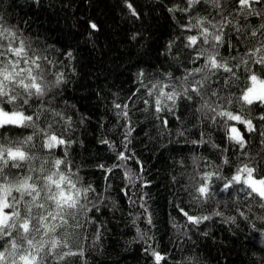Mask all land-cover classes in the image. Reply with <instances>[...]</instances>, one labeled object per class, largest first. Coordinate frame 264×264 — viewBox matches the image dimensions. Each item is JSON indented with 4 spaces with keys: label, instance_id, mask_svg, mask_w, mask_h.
<instances>
[{
    "label": "trees",
    "instance_id": "trees-1",
    "mask_svg": "<svg viewBox=\"0 0 264 264\" xmlns=\"http://www.w3.org/2000/svg\"><path fill=\"white\" fill-rule=\"evenodd\" d=\"M252 9L251 15L241 11L238 0L215 5L200 0L192 6L188 0H0V26L52 62L41 64L47 94L33 97L25 113H39L36 127L4 131V139L14 143L33 136L25 145L31 159L18 169L5 168L0 185L12 188L11 202L20 198L15 189L27 176L42 186L38 178L64 174L81 191L90 189L80 198L84 207L65 217L70 226H78L46 235L37 225L39 233L28 235L36 247L13 231L21 247L6 264L13 259L22 264L19 256L37 255L41 243L43 264H157L154 252L164 257L159 264H264V199L247 195L250 189L240 191L241 185L224 190L243 164L264 169V121L259 120L264 105L244 106L245 118L255 126L251 132L203 107L208 101L217 111L239 112L238 98L249 84L245 67L259 75L252 61L264 52L252 53L264 36L252 32L264 25V2L253 3ZM199 21L210 33L222 35L218 48L211 47V40L188 47L187 38L201 31L192 27ZM204 50L227 63L232 73L205 68L206 55L195 59ZM197 68L203 71L188 76ZM61 74L63 82L53 86ZM157 82L175 85L178 92L188 87L192 99L181 96L175 106L162 101L167 107L156 112V95L149 96L145 86ZM194 85L199 95L191 92ZM125 104L127 118L118 114ZM231 125L244 135L243 149L228 138ZM41 129L66 143L49 149ZM120 153L129 159L121 161ZM208 173L217 175L206 181ZM204 183L210 186L209 197L194 200ZM39 203H45L43 198ZM181 209L209 219L192 224ZM48 211H56L51 202L45 209L33 207L34 216ZM65 232L72 233L67 246ZM52 240L60 241L55 249ZM0 244V251H12L8 238ZM69 251L76 255L60 259Z\"/></svg>",
    "mask_w": 264,
    "mask_h": 264
},
{
    "label": "snow or ice",
    "instance_id": "snow-or-ice-1",
    "mask_svg": "<svg viewBox=\"0 0 264 264\" xmlns=\"http://www.w3.org/2000/svg\"><path fill=\"white\" fill-rule=\"evenodd\" d=\"M199 2L200 0H188L189 6ZM212 2L215 5L217 0H212ZM257 2H264V0H238L241 11L250 10L246 13L248 15L255 12V10L252 9V4ZM128 6L131 8L130 4ZM132 11L133 15H137L134 9ZM169 11H173V9H169ZM256 14L259 15L260 13ZM202 23V21H199L197 25H192V27H201V31L199 35H192L187 38L189 42L188 47H195L198 40L203 44H209L211 40L213 42L211 47L213 49L218 48L222 43V35L210 33L207 27H202ZM90 26L93 29L97 27L94 23ZM212 27H223V25H212ZM257 31L264 36V25H261L260 29L253 31L252 35L255 36ZM262 52H264V41H261V47L255 49L252 55ZM68 55L70 56L71 54L69 53ZM205 55L206 50L200 51L195 59L199 60L201 56ZM42 63L50 64L52 62L48 60L46 56H43L40 52L33 49L31 43L20 38L15 31L0 26V130H3L0 131V179H4V170L9 165L12 168L18 169L21 167L20 162L31 159L28 152L25 150V145H28L33 140V136L30 135L26 139L14 143L4 139V131L13 128L27 129L36 127L34 117L38 118L39 113L37 112L30 115H26L25 113L31 109L32 105L30 101L33 97H43L49 90L48 84L44 81V70L41 67ZM252 63L259 66V75L256 71L245 67V70L250 73L247 78L249 84L238 98V103L241 106L239 112L234 114L232 111L223 109L217 111L208 101H205L203 105L207 110L215 112L216 116L226 118L227 121H235L245 126L248 132L254 131L255 126L251 118H245L243 114L244 106L264 105V55L259 56V58L253 60ZM241 64L247 66L248 60L242 58ZM204 67L209 70L223 69L225 72L232 73V68L228 67L227 63H219L216 55L212 53H207ZM201 71H203V69L197 68L193 72H189L188 76H193L195 73ZM142 75L143 73H141V76ZM233 75L235 74L233 73ZM169 76H171V74H169ZM184 80L187 82V76ZM62 82L63 77L61 74L57 76L53 86H58ZM196 84L200 85L202 81H197ZM145 87L147 88L149 96L156 95V112H161L167 107V104L162 103V101H171L173 106H175L176 100L181 96L192 99V96L189 95L188 87H182V91L180 92L175 90V85H161L159 82L152 84L151 87ZM170 87L172 91H165V89ZM190 90L197 95L200 93V88L195 85L192 86ZM145 103H147V101H145ZM229 103H231V101H229ZM115 108L121 109L122 106L116 104ZM127 108V104L123 105V110L118 114L127 118ZM56 115L59 114L57 113ZM213 118L215 119V117ZM259 120L264 121V115H261ZM163 123L166 125L167 121L165 120ZM49 127L51 126L49 125ZM228 131V138L243 149L245 147V140L239 128L235 125H231ZM40 132L48 136L47 147L49 149L66 143L54 133H44L43 129H41ZM118 159L123 161L129 158L125 157L123 153H120ZM55 163L56 165H60L62 161L56 160ZM227 163L228 160L225 159L224 164ZM262 172H264V169H257L249 167L248 164H243L241 167L237 168L235 174L224 183V190L229 189L233 185H241L240 191L244 192L246 189H250L247 195L251 196L254 193L261 199H264V175H261ZM56 175V173H53L52 175L38 178L42 186H37L32 176L25 177L15 189L21 194L20 198L17 199L16 197H12L13 202L11 203L8 198L11 196L12 188L7 184L0 185V193H2V195H0V241H4L5 238H8L12 249L11 252L7 249L0 251V264H6L8 257L13 256L15 251L21 247V245L17 244L16 239H12L13 231L16 232L17 237L22 242L26 240L30 247H36L33 244V239H28V235L33 232L39 233L40 227L47 230L45 233L47 235L48 232H55L57 228H74L78 226H70L65 217L72 218L74 215L71 211L72 209L84 207L80 204V198L82 195L86 198L90 189L85 188L81 191L76 187V183L68 176L59 174L57 179L54 178ZM212 175L217 174L208 173L205 175L204 179L206 181L210 180ZM257 175H260L259 179L256 178ZM217 178L220 179L222 177L217 176ZM30 181L32 182L30 183ZM53 186L55 190H53ZM195 191L198 195L193 197L194 200H200L202 198L207 199L210 195V186L208 183H204L197 187ZM25 195L31 197V200L24 201ZM40 198H43L45 203H39ZM48 202L54 204L56 209L55 212L48 211L47 215H33V207L45 209ZM180 211L187 218V221L192 224H199L203 220L209 219L207 216L196 217L189 215L188 212H185L183 209ZM216 215H221V213L217 212ZM241 215H244L243 212H241ZM49 220H58L59 223H54L49 226L47 223ZM33 221H35V223H33ZM71 235L72 233L70 232L64 233L65 246H67L68 239ZM59 243L60 241L52 240L51 248L55 249ZM0 247H2V244H0ZM44 251V244L41 243L40 247L36 248L37 255H32L31 252H27V254L20 255L18 259L22 264H43L44 258L39 256V253ZM45 254L47 255V253ZM72 255H76V253L69 251L60 256V259ZM153 255L157 264L164 259L159 253L154 252ZM11 264H17L16 260L13 259Z\"/></svg>",
    "mask_w": 264,
    "mask_h": 264
},
{
    "label": "rangeland",
    "instance_id": "rangeland-1",
    "mask_svg": "<svg viewBox=\"0 0 264 264\" xmlns=\"http://www.w3.org/2000/svg\"><path fill=\"white\" fill-rule=\"evenodd\" d=\"M235 114V113H234ZM237 128H239L237 125H235ZM240 130V129H239ZM241 132V131H240ZM47 142H48V139L46 140V146H47ZM55 147V146H54ZM9 200V199H8ZM9 202L11 203V201L9 200ZM7 211V210H6Z\"/></svg>",
    "mask_w": 264,
    "mask_h": 264
}]
</instances>
